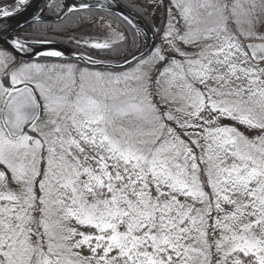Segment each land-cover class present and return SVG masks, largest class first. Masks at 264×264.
Returning a JSON list of instances; mask_svg holds the SVG:
<instances>
[{"label":"snow or ice","instance_id":"obj_1","mask_svg":"<svg viewBox=\"0 0 264 264\" xmlns=\"http://www.w3.org/2000/svg\"><path fill=\"white\" fill-rule=\"evenodd\" d=\"M172 4L183 31L168 8L159 44L137 0L100 5L135 30L109 71L36 62L65 53L11 35L30 0L0 7V40L17 53L0 50V264H264V0Z\"/></svg>","mask_w":264,"mask_h":264},{"label":"trees","instance_id":"obj_2","mask_svg":"<svg viewBox=\"0 0 264 264\" xmlns=\"http://www.w3.org/2000/svg\"><path fill=\"white\" fill-rule=\"evenodd\" d=\"M13 0H0V7H3ZM120 3H126V0H118ZM165 2V0H164ZM60 5V2L57 0L48 7L47 14L48 15H57L59 9L56 8V5ZM166 4V2H165ZM138 15H140L148 24L151 26L148 17L147 10L145 7L141 6V9H134ZM166 14V13H164ZM104 17L103 21H100L99 18ZM119 16L105 12L102 10L89 9L87 11H75L69 13L67 17H65L60 22H46L39 21L34 23V27L30 26L23 31L17 33V35L21 36L24 39L29 40H44L48 39L52 42L61 43L77 49L79 51L85 52L87 54L101 57L105 59H120L124 58L123 53L126 52L131 47L133 29H130ZM96 21V22H93ZM106 24L111 23L112 27L118 31L124 33L126 39L120 43L112 44L111 49L108 50H96L90 47H87L83 42V38L85 33L88 32V29L93 27L95 24ZM264 33V27H259ZM77 40H80L81 43L78 45L76 43ZM137 45L139 46V38L137 36ZM138 48V47H137ZM137 48H132V51H136ZM53 61L51 59L40 60V62H48ZM59 62L66 63H75L80 67H83L82 64L74 62L72 60H57ZM26 62L25 60L17 59V63Z\"/></svg>","mask_w":264,"mask_h":264},{"label":"water","instance_id":"obj_3","mask_svg":"<svg viewBox=\"0 0 264 264\" xmlns=\"http://www.w3.org/2000/svg\"><path fill=\"white\" fill-rule=\"evenodd\" d=\"M54 1L55 0H30V5L27 6L26 11H24L22 14L18 15V17H16V18H9L13 21V23H15L17 19L21 23H24V21L27 20L28 25H26L23 28H19L16 32L11 33V35H17V33L23 31L24 29H26L28 27H30V25L41 21L40 19H36L35 21H33V15H36V16L42 15L43 21H46V22H60V21H62V19H60V17L64 16L65 11L69 7H76V6L80 5L81 3L87 2L89 4L95 5L94 9L104 11L100 7V5L106 3V0H59L61 5H62V12L57 16L47 15L48 5L49 4L51 5ZM15 2H16V0H13L12 2H10L6 6H11ZM38 9H43V12H39ZM105 12L113 13L111 11H105ZM69 13H71V12H68V14ZM115 14L120 16V13L118 10L115 12ZM135 14L137 16L136 22L138 23L140 30H142L144 33L147 34L148 42L151 43L154 40L155 43H157L158 39H157V37L153 36V31H152L151 27L149 26V24L140 15H138L137 13H135ZM138 38H139V42H140L142 37L138 36ZM28 41L37 50H61L65 53V55L62 59H59V58H37V60H46V59L72 60L74 62L82 64L83 66L87 65L89 68L101 69V70H119L120 68L124 67V58L115 59V60L102 59V58L95 57L93 55L81 52L79 50H75L69 46H66V45H63L60 43H56V42H52L50 44H41V43H36L37 41H35V40H28ZM0 49L10 51L14 55H17V53L13 51L10 43L6 42V38H5V40H0ZM136 51H138V49ZM145 51H146V49H145ZM77 53L86 54V56H91L93 59L99 60L102 63L99 65H96V66L90 65L87 63L86 59L79 60L77 58V56L75 55ZM18 58H19V56H18ZM25 60H26V58H25Z\"/></svg>","mask_w":264,"mask_h":264},{"label":"rangeland","instance_id":"obj_4","mask_svg":"<svg viewBox=\"0 0 264 264\" xmlns=\"http://www.w3.org/2000/svg\"><path fill=\"white\" fill-rule=\"evenodd\" d=\"M137 2L146 8V10L148 11L147 17L148 20L151 24L150 27L154 28H160L163 26V23L169 19V14L167 12V9L170 8L171 9V15L175 16L177 20H180V23L177 24L176 26L178 28L181 29V31H183V25L184 22L183 20L180 19V16L178 14V10L173 6L172 4V0H137ZM199 2H203V0H199ZM257 2L259 3V0H257ZM247 7V5H245ZM257 13L260 12V9L257 8ZM166 13V14H164ZM259 27H264V25H258L257 26V32L261 33L262 31L259 30ZM229 28L230 29H235V25L230 23L229 24ZM115 30L113 27L111 29H109L106 24H95L93 27H91L90 29H88V32L85 33V36L83 38V41H90V42H94V41H100V42H111L112 39V31ZM116 31V30H115ZM161 43V40L159 42H157V44ZM138 49V48H137ZM136 49V50H137ZM3 50L11 55H13L12 53H10L7 50L4 49H0ZM191 50V49H189ZM136 52V51H135ZM96 57V56H95ZM101 58V57H98ZM105 59V58H102ZM121 59V58H120ZM110 60H115V59H110ZM37 62V61H36ZM42 63H62V64H75V63H66V62H59L57 60H53V61H48V62H42ZM92 70H100V71H109V70H101V69H94V68H90ZM46 119V117L43 116L41 117V123H43V121ZM220 123L224 124V125H232V126H236L241 132L244 133L245 136H247L249 139H253L254 137L258 136L259 130L257 129H251V128H246L242 125H238L236 124V122L231 121V120H222ZM125 126L129 127L131 130H134L133 125H131L127 120L125 121ZM47 130V129H46ZM9 187L12 190H18V186L15 184H10ZM73 226L75 227H79L78 225H75V223H73ZM81 231H85V232H91L93 231L90 228H80ZM258 234V233H257ZM81 253L85 256L90 255V252L88 251V249L85 247L83 249L80 250ZM242 255V254H241ZM248 259V258H245Z\"/></svg>","mask_w":264,"mask_h":264},{"label":"flooded vegetation","instance_id":"obj_5","mask_svg":"<svg viewBox=\"0 0 264 264\" xmlns=\"http://www.w3.org/2000/svg\"><path fill=\"white\" fill-rule=\"evenodd\" d=\"M55 1H57V0H55ZM54 1V2H55ZM59 1V0H58ZM60 2V1H59ZM8 5V4H7ZM60 5H61V3H60ZM6 6V5H5ZM133 11V10H132ZM62 12V7H61V9H59L58 10V12H57V15H59L60 13ZM136 13V12H135ZM48 15V14H47ZM57 15H50V16H57ZM69 15V14H68ZM67 15V16H68ZM151 29H152V31H153V28L151 27ZM155 37H157V39H158V42L160 41V36H159V34L157 33L156 35H155ZM29 40V39H28ZM35 41H38V40H35ZM57 43V42H56ZM61 44V43H60ZM64 45V44H63ZM67 46V45H66ZM72 48V47H71ZM74 49V48H73ZM75 50H77V49H75ZM10 52V51H9ZM82 52V51H81ZM11 53V52H10ZM85 53V52H84ZM13 54V53H12ZM14 55V54H13ZM17 59H20V58H17ZM26 62H27V60H25ZM37 62H40V60H36Z\"/></svg>","mask_w":264,"mask_h":264}]
</instances>
